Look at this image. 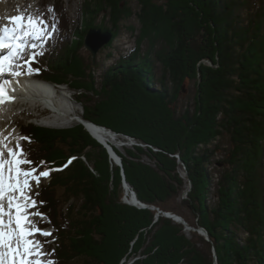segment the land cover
I'll return each mask as SVG.
<instances>
[{"label":"trees","instance_id":"16d2710c","mask_svg":"<svg viewBox=\"0 0 264 264\" xmlns=\"http://www.w3.org/2000/svg\"><path fill=\"white\" fill-rule=\"evenodd\" d=\"M93 1L118 23L137 13L121 8V0ZM138 1L144 27L169 38L168 49L149 50L143 57L131 54L104 73L98 96L109 95L108 100L102 107H89L91 99L83 102V118L162 151L135 147L122 154L114 148L137 198L164 212H177L169 205L185 191V179L177 173L180 165L172 157L180 153L191 191L177 207L192 211L210 241L195 235L201 249L186 241L183 225L164 217L154 223L152 210L121 202V170L83 125L70 130L28 125L20 133L31 140L25 151L33 167L44 161V170L62 169L39 188L43 213L58 233L52 259L56 264L77 259L120 264L139 254L145 256L142 264H213V248L218 264H264V0ZM163 25L167 31L161 33ZM83 38L81 46L61 53L54 73L79 64ZM187 80L196 82L193 109L182 102ZM104 107L111 113H104ZM122 108L130 116L139 111L140 118L119 115ZM151 108L155 118L146 113ZM132 120L133 125L127 124ZM224 136L229 148L217 160V142ZM83 156L87 162L77 161ZM142 156L155 168L140 162ZM74 159L76 165L69 166ZM178 215L183 216L181 211Z\"/></svg>","mask_w":264,"mask_h":264},{"label":"rangeland","instance_id":"374dc122","mask_svg":"<svg viewBox=\"0 0 264 264\" xmlns=\"http://www.w3.org/2000/svg\"><path fill=\"white\" fill-rule=\"evenodd\" d=\"M8 1V0H7ZM20 2H18V6L19 9L21 8V10L26 11V10H30V13H35V12H39L43 18L46 20L47 24L50 26L53 23L56 24V31L52 32L50 27H49V32L46 35V37L42 40V41H38L37 40H29L28 43L29 45L31 44H35L36 47L32 48L31 46L28 47L27 52L24 54V56L22 58H17L15 62H13V70L9 73H5V75H9L11 76L15 71H19L21 69H24L26 72L28 71V67L29 65L25 63V60H30L31 64H33V60L31 59L32 57V53H36L37 55V62L33 65H31V68L33 69V71L31 73H35L36 70L33 68V66H36L35 68H38L39 71H37L38 76H42L43 79H45L46 81L52 83L55 88L59 91L64 93V95H66L67 100H68V105H67V109L68 112L70 114H72V118H74L77 122H69L68 119H62V117L56 119V118H51L52 117V113L48 114V115H43V119H38L35 120L36 118H34V115H42V111L45 110L46 108H44L43 106L40 107V105H42L41 103H38V101L36 100H26L28 101V103L24 104V105H17L15 101H22L25 100L23 97L20 99H16L15 103H10V105L4 107V109L1 107V111H0V122L1 121H6L10 123V126H8V128H6L4 131H8L10 132V134L12 135L13 132H17L18 131V127H26L28 125H34L36 127H41V128H48V129H56V130H70L78 125H83L79 118L77 117H84L85 115V105L83 102L88 101L89 99L93 100L92 105L90 106V104L88 105L89 107L92 106H97V107H102L104 106V104H106V99L109 95L104 96L102 94V96H98V92L101 88V85L103 83V75L104 73H106L108 70L114 71L117 67H119L121 65L120 62H122L124 59V57H127L131 54L133 55H140L143 57V55L145 54V52L151 50V51H157L159 52L160 50H165L168 49L167 45L168 42L167 40L169 38H164L163 35H158L155 32H150L151 31V27H144L146 26L145 23L142 21V19L140 17H138V12L140 11V6H139V1L138 0H121L120 5L121 8L123 7H131L132 10H134V12H137L136 15H133L132 17L121 21L120 23H118L117 21H114V19L112 18L111 13H109V11H103L100 7L97 8V5L94 3L93 0H36V3H34V0L31 2L27 1L24 2L19 0ZM22 3V4H21ZM87 5H89V7L91 9H98L97 13H94L93 15L90 13H88V10L90 9H86ZM162 6H164L166 3H164V1L161 2ZM16 5V7H17ZM26 8V9H24ZM49 8H52L53 11H51L52 13L50 15H46L43 13V11L48 10ZM10 9L16 10L17 8L14 9V6L11 4L10 5ZM18 13V15H21V12H16ZM3 17L0 14V24L3 23ZM91 27L90 30L94 31V30H98L101 29V26H105L108 28V30H103L101 29V31L103 33L105 32H110L113 37L111 39V41L106 44V46H104L103 48H101L97 55H96V60L94 61L91 51L85 47V43H86V38L87 35L89 33L86 34L85 30L88 27ZM97 26V27H96ZM95 27V28H93ZM188 27L192 28L193 27V22L188 21ZM93 28V29H92ZM149 29V30H148ZM161 33H164L167 31V27H165L164 25L162 26V28H160L159 30ZM170 33V32H169ZM86 34V35H85ZM85 36V40H84V46L81 47L79 49V54L77 55V59L79 61L78 65H72L71 67H68L66 71H55L54 73V68L58 62H59V57L61 56L62 52L67 51V49H71L75 50L76 48H78L79 46L82 45L83 42V37ZM98 40V38H95V41ZM169 41V40H168ZM46 51H47V55H46ZM43 52V55H39V53ZM70 53V52H68ZM48 56V57H46ZM209 66H213V64L211 62H206ZM17 65H19L20 67H17ZM156 66H158V63L156 64ZM31 75V74H30ZM4 76V75H3ZM26 77V76H25ZM29 77V76H28ZM7 80L8 76H7ZM56 81H60V84H57L59 82ZM56 82V83H55ZM65 83V84H62ZM196 82L195 81H186L187 84V90L185 91L184 95H183V99L182 102L183 103H187L191 109H193V105H194V99L196 97ZM201 82L199 81V77L197 78V84H200ZM61 87V88H60ZM78 87H82L80 90L82 92H79L76 90V88ZM93 88L96 91H93ZM60 94V93H59ZM134 100L137 104L140 103V100L138 101L135 97ZM98 104V105H97ZM123 104V102H122ZM105 109H103L104 113H111L109 107H104ZM9 109V110H8ZM139 109H145L144 105H141V107H139ZM135 110V109H134ZM152 112H146V113H151L152 118L154 117V114H156V110L151 108ZM75 112V113H74ZM121 112V113H120ZM138 112V113H137ZM141 112H143L141 110ZM114 113V112H113ZM119 115H123L124 116H128L131 118H140L141 114L139 111H131V116L128 114L129 112H127L126 109H119L118 111ZM115 113V114H118ZM135 113L137 115H135ZM145 113V111H144ZM68 114V113H67ZM69 117V115H68ZM76 117V118H75ZM118 117V115L116 116ZM155 118V117H154ZM79 120V121H78ZM104 120H106L104 118ZM108 120V119H107ZM81 121V122H80ZM133 122H136V120H132L129 121L127 124H132ZM54 123V124H53ZM102 128V127H101ZM106 131L111 130L107 127H105ZM108 129V130H107ZM14 130V131H13ZM7 132V133H8ZM87 132L89 133V131L87 130ZM111 135H114L118 138V144H120L121 146H118V144H115L114 146H112V148H116L118 151H120L122 154H124V152L126 151V149H132L134 150L135 147H143L144 149L147 148H151L154 150V152H158L160 150H157L155 148H152L149 145H143L139 140L127 136V135H122V134H115L114 132H110L108 131ZM90 136L95 139L96 142H98L100 145H102L97 138H94L93 134L90 132L89 133ZM93 136H92V135ZM12 142H14L15 144L17 142H19L21 145L23 143L22 140L18 138L12 139ZM25 150H28L30 148V146H28V141L25 140ZM215 145V144H214ZM217 145L221 148L219 150V153L216 156L217 160H222L223 159V154L224 151L223 150H228V145H229V139L227 138V136H224L222 139H220L217 142ZM24 146V144H23ZM103 148L106 149L112 164L114 166H117L120 168V175H121V186L123 188L124 194L123 197L121 199V202H123L126 205L129 206H133L127 203V196L128 193L127 189L125 188V180H126V174H125V170L123 168V164H122V159H121V163L117 162L115 159L111 158V154L109 153L108 149L102 145ZM147 147V148H146ZM214 147V146H212ZM162 152V151H160ZM117 154V153H116ZM118 155V154H117ZM7 156V153L6 155ZM119 156V155H118ZM120 157V156H119ZM173 158H175L177 160V163L180 165V167L178 168V175L182 178L185 179L186 182V186H185V191L181 194V196L176 199L174 202H172V205H169V207L171 209H175L178 213L181 211L184 218V220L188 223V225L191 227V229H187V227H185L183 224L178 223L170 218H167L165 216H163L162 213H160L159 211L152 209V207L155 206H150L148 204H146L148 206V208L146 209H150L153 212H155V219H154V223H156L159 220V217H164L167 219H170L172 221H174L177 224H181L184 227V232L183 234L186 237V241H190L192 240L193 243H198L197 245L199 247H201L202 249V244L200 239H198L197 237H195V235L203 238L205 241H208V239L205 237L204 234L199 233L198 230L201 229V227H197L196 226V222L198 220H196L194 218V215L192 213V211L190 209H184L181 210V208L179 209L177 207V205L185 199L189 198V193L191 191V185H190V181L187 179V168L184 165L182 159H181V155L180 153H178L177 155L172 156ZM121 158V157H120ZM76 159L71 161L70 165H76L78 160H83L85 162H87V159L83 156L79 159H77V161H75ZM75 161V162H74ZM140 162H142L145 165H149L152 166L153 168H155V164L153 163V161L150 160L149 157L147 156H142L140 159ZM33 166V165H32ZM28 167V166H25ZM217 168H222L223 166H216ZM41 169L43 168L46 169V164L44 166L40 167ZM49 170V169H48ZM53 171L50 172V176L48 178H41V183L40 186L43 184H49V182L52 180V176L51 174L56 170V169H52ZM125 175V177H124ZM215 177H216V172H215ZM127 181V180H126ZM128 183V182H127ZM129 184V183H128ZM33 185H34V181H33ZM39 186V188H40ZM39 188H35L33 187V192L35 191H39ZM132 188V187H131ZM133 189V188H132ZM62 192V189H61ZM40 193V192H39ZM131 191L129 193V196H131ZM128 196V199H129ZM38 199V201H41V195H39L38 197H35ZM73 201H71L72 203ZM143 203V202H142ZM145 204V203H144ZM136 207V206H134ZM151 207V208H150ZM138 208V207H137ZM178 208V210H177ZM142 209V208H139ZM161 210V209H160ZM39 211L41 213L44 212V206L43 204H38L36 208L32 209V212H36ZM164 211V210H161ZM166 212H171V211H166ZM177 212H171L173 214H177ZM180 216V215H179ZM32 219L37 221V224L40 228L44 229V230H48L51 232V235L48 237H43V236H39L37 234V238L40 239L42 242L44 243V251L46 252H50L51 250L54 249V254L49 257H56V247H54V237H58V233L56 231L53 230L54 225L52 224V221L49 219V217L44 214L43 218L40 217H32ZM190 222V223H189ZM192 223L197 227L191 226ZM46 228V229H45ZM201 244V245H200ZM57 245V244H56ZM198 247V248H199ZM212 256H213V264H214V249L212 248ZM145 258V256L142 255H137V256H133L131 254V257L129 258H125L124 260H122V262L120 264H142L140 261L143 260ZM72 264H86V261L81 260V259H77L75 261H73Z\"/></svg>","mask_w":264,"mask_h":264},{"label":"snow or ice","instance_id":"6c2138e0","mask_svg":"<svg viewBox=\"0 0 264 264\" xmlns=\"http://www.w3.org/2000/svg\"><path fill=\"white\" fill-rule=\"evenodd\" d=\"M48 11L53 9L49 8ZM9 21L11 27L0 26V51L8 50L6 56H0V76L12 71L14 60L22 58L29 46L36 47L35 44L29 45V40H43L49 32V27L52 32L57 30L56 24L49 26L38 11L9 17ZM36 55L32 53L31 59L35 60ZM39 55H43V52ZM25 63L29 65L28 73L31 74V61L25 60ZM14 74L19 76L21 72L15 71ZM7 83L5 81L0 84V105L6 100L14 99L8 94ZM19 139L31 143L28 137ZM6 140L7 137L0 132V264H55V261L49 258L54 254V249L50 252L44 251L45 242L37 238V234L48 237L51 232L40 228L37 221L32 219L43 218L44 214L29 211L44 203L35 199L40 193L33 192V187L38 189L41 178H48L53 170L40 171L39 168L45 165L44 161L33 167L34 161L28 158L29 153L23 146L17 142L15 146L10 147L5 143ZM68 163H71V160Z\"/></svg>","mask_w":264,"mask_h":264},{"label":"bare ground","instance_id":"6f19581e","mask_svg":"<svg viewBox=\"0 0 264 264\" xmlns=\"http://www.w3.org/2000/svg\"><path fill=\"white\" fill-rule=\"evenodd\" d=\"M21 1H23V3H24L27 1L32 2L33 0H21ZM18 2H20V1L19 0H8V1L7 0H0V14L4 18L2 25H7V26L11 27L12 25L9 21V17L17 16L18 13H16V12H18V11L21 12L20 14H25V15L30 13V10L29 11L28 10L22 11L21 8L19 9V6L17 5ZM34 3H36V0H34ZM11 4L14 6V9L15 8H17V9L16 10L10 9ZM16 5H17V7H16ZM24 9H26V8H24ZM7 54H8L7 52H2V53H0V56H6ZM8 79H10V80H7V75H6V77H3V78H1V76H0V84H3L5 81L8 82L6 85V89L8 91V94L11 97H14V99H12V101H8V102L5 101V103L2 105L3 109L6 105L9 106L11 102L12 103L17 102V101H15L16 98L23 97L25 100H32L33 99V100L38 101V103L45 105L47 108L50 109V111L54 115L51 118L54 117V118L58 119L59 117L60 118L62 117V119H68L69 122H77L74 118H72V114H70L68 112V110H66L67 109L66 107L68 105V100H67L66 95H64V93H62V92H59L55 88V86L50 85V84H46L44 82H39V81H35V80H28V79L18 81V78L16 75H13L12 77L8 76ZM13 101H15V102H13ZM0 109H1V107H0ZM68 115H69V117H68ZM77 118H79L81 121H83L82 122L83 126L87 130H89V132H91L94 135V137L97 138L104 145L114 146L115 144H118L117 143L118 138L116 136L111 135L108 131L104 130L101 127H95L93 125L88 124L89 121L85 120L83 118V116L81 118L80 117H77ZM8 126H10L9 122L6 123V121H1L0 122V132L3 133L4 137H7V140L5 141V143H8V145L10 147H13V146H15V143L12 142L11 140L18 138V134H17V132H13L11 135L10 132H8V131L5 132L4 130L6 128H8ZM118 146H121V145L118 144ZM6 153H7V151L5 150V155H6ZM40 171H43V169H40ZM126 193H128V196H129L130 190H128ZM131 196H129V199H128L130 204L131 205L135 204V203L137 204L136 199L135 198L131 199ZM137 200L140 201L138 198H137ZM54 230H56V229H54ZM55 264H56V260H55ZM123 264H125V263H123Z\"/></svg>","mask_w":264,"mask_h":264},{"label":"water","instance_id":"95a60500","mask_svg":"<svg viewBox=\"0 0 264 264\" xmlns=\"http://www.w3.org/2000/svg\"><path fill=\"white\" fill-rule=\"evenodd\" d=\"M96 37L98 38V40L95 41ZM112 37H113V35L110 32L103 33L101 31V29L94 30V31H92V30L89 31V33L87 35V38H86L85 47H87L91 51V54H92V57H93L94 61L96 60L95 58H96V55H97L98 51L101 48H103L104 46H106V44H108L111 41ZM88 124L93 125L95 127H101V126H97V125H95L94 123H91V122H89ZM102 128L106 129L104 127H102ZM101 144L104 145L103 143H101ZM104 146L108 149L109 153L111 154V158H113L117 162L121 163V158L116 154L115 150L111 146H108V145H104ZM124 177H125V175H124ZM125 188L127 189V191L128 190L131 191V194H132L131 199H133V198L136 199L137 204L136 203L132 204L133 206H136V207L142 208V209L148 208V206L146 204H144L141 201L137 200V196H136L135 191L131 190L132 188L127 183L126 180H125ZM152 209H155V210L159 211L160 213L163 214V216H165L167 218H170V219H172V220H174V221H176L178 223L183 224L185 227H187L188 230L191 229V227L188 225V223L184 220L183 217H181V216H179L177 214H173L171 212L161 211L157 207H152ZM198 232L204 234L205 237L208 239V241H210V237H209L208 231L205 228L201 227V229L198 230ZM214 264H218L217 252H216L215 249H214Z\"/></svg>","mask_w":264,"mask_h":264}]
</instances>
